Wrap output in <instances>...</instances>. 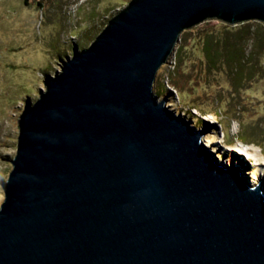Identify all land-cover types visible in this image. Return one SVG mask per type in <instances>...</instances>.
I'll use <instances>...</instances> for the list:
<instances>
[{"label":"water","instance_id":"95a60500","mask_svg":"<svg viewBox=\"0 0 264 264\" xmlns=\"http://www.w3.org/2000/svg\"><path fill=\"white\" fill-rule=\"evenodd\" d=\"M213 19L264 24V0H133L60 60L20 118L0 264H264V180L154 96L182 34Z\"/></svg>","mask_w":264,"mask_h":264},{"label":"rangeland","instance_id":"374dc122","mask_svg":"<svg viewBox=\"0 0 264 264\" xmlns=\"http://www.w3.org/2000/svg\"><path fill=\"white\" fill-rule=\"evenodd\" d=\"M132 1L0 0V208L26 104L39 100L74 45L89 48ZM180 40L158 72L154 96L167 98L196 131L211 130L202 137L206 151L257 188L264 180V24L207 20Z\"/></svg>","mask_w":264,"mask_h":264},{"label":"trees","instance_id":"16d2710c","mask_svg":"<svg viewBox=\"0 0 264 264\" xmlns=\"http://www.w3.org/2000/svg\"><path fill=\"white\" fill-rule=\"evenodd\" d=\"M207 49V48H206ZM206 52H208V51H206ZM217 58H219L218 56H214V58H211V64H212V66H216V64H217ZM208 59H210V57H208ZM239 114V113H238Z\"/></svg>","mask_w":264,"mask_h":264}]
</instances>
